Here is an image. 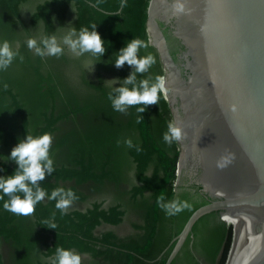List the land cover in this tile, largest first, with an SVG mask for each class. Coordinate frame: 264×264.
Masks as SVG:
<instances>
[{
    "label": "trees",
    "instance_id": "16d2710c",
    "mask_svg": "<svg viewBox=\"0 0 264 264\" xmlns=\"http://www.w3.org/2000/svg\"><path fill=\"white\" fill-rule=\"evenodd\" d=\"M148 3L127 0L122 8L121 0H0V43L9 41L23 57V61L18 56L7 70H0V177L16 170V163L6 160L27 134L37 137L52 133L62 119L81 115L84 127L67 131L52 145L55 172L41 182V187L49 195L58 187L71 189L77 200L84 201L88 194L79 185L92 181L114 197L108 205L103 199H95L85 208H69L65 215L56 209L55 201L46 197L31 216L5 210L8 197H4L0 200V235L12 241L20 264H51L57 247L80 255L89 252L95 264H165L172 250V216H167L157 203L160 197L172 201L176 186L168 177L180 153L179 142L169 146L163 140L169 122H173L165 93H161L159 104L149 106L145 113H138L135 106L121 113L108 99L116 86L86 80L92 83L95 94L82 101L68 88L61 67L67 60L66 46L62 45L63 55L42 58L26 43L36 38L39 44L42 36L52 35L59 41L72 28L77 32L84 27L92 30L91 25L96 24L108 51L103 57L85 54L81 58L93 60L100 72L117 75L122 84L132 68H116L114 60L128 41L143 40ZM149 54L156 63L149 72L138 75V80L155 81L157 76L165 75L161 59L147 48L140 49L141 57ZM4 84L8 85L6 90ZM61 93L68 100L57 110ZM126 139L142 151L129 148ZM60 154L62 161L56 159ZM71 180L73 183H67ZM131 209H141L143 215L142 222L135 221L134 232H96L101 223L122 222ZM53 213L57 228L43 226L42 222L51 219ZM26 222H36L45 235L38 236ZM170 264H176L175 258Z\"/></svg>",
    "mask_w": 264,
    "mask_h": 264
},
{
    "label": "water",
    "instance_id": "95a60500",
    "mask_svg": "<svg viewBox=\"0 0 264 264\" xmlns=\"http://www.w3.org/2000/svg\"><path fill=\"white\" fill-rule=\"evenodd\" d=\"M143 40L185 134L165 264H264V0H149Z\"/></svg>",
    "mask_w": 264,
    "mask_h": 264
},
{
    "label": "clouds",
    "instance_id": "9594fccd",
    "mask_svg": "<svg viewBox=\"0 0 264 264\" xmlns=\"http://www.w3.org/2000/svg\"><path fill=\"white\" fill-rule=\"evenodd\" d=\"M126 6L127 0H121V7ZM173 7L178 12L183 11L182 4L177 3ZM53 22H55V17H53ZM91 29L84 27L77 32L75 28H72L59 41L55 35H52L42 36L39 44L36 38H29L26 43L29 50H34L35 54L42 58L63 55V46H67L78 57L85 54L103 57L108 51L104 47L105 40L97 31L96 24H92ZM147 47L148 44L143 40L133 38L118 51L114 60L115 67L123 68L128 65L132 71L129 76L122 79L123 83L119 87H113L108 94V99L115 111L126 113L129 107L135 106L138 113H145L149 106L159 104L160 95L165 91L164 77L157 76L155 81L149 78L137 79L138 75L149 72L156 63V58L151 54L143 57L139 55L140 49ZM18 56V50H14L9 41L5 40L0 43V70H7ZM19 58L23 61L22 56ZM95 64L92 65L90 72L94 70ZM88 66L89 62L85 61V67ZM4 88L6 90L8 85L4 84ZM139 121L140 117L137 118L138 123ZM184 136L180 126L175 122H169L163 140L171 146L173 142L184 139ZM52 143L53 138L50 133H44L37 137L27 134L26 138L21 139L12 149L6 161L15 162L17 168L12 175L0 177V200L8 197L3 205L5 210L16 215L31 216L34 215L36 206L47 197L49 200L55 201L56 209L65 215L73 202L78 199L76 193L71 189L66 190L63 187H58L52 190L49 195L41 187V182L55 172L54 161L50 156ZM124 143L129 148L136 147L137 152L142 151L139 146L133 144L131 139H126ZM219 166L223 167L224 165L219 164ZM157 203L167 216L178 215L190 207L186 201L179 199L166 201L164 197H160ZM54 220L55 213L51 219L43 221L42 225L56 229L57 224ZM51 264H82V257L71 249L57 247L55 256L51 258Z\"/></svg>",
    "mask_w": 264,
    "mask_h": 264
},
{
    "label": "rangeland",
    "instance_id": "374dc122",
    "mask_svg": "<svg viewBox=\"0 0 264 264\" xmlns=\"http://www.w3.org/2000/svg\"><path fill=\"white\" fill-rule=\"evenodd\" d=\"M67 60L62 63V70L64 72V76L66 77L68 88L72 89L77 95L82 99V101L90 99L95 94V91L92 87V83L87 82L95 81L99 82L102 81L104 85L116 86L119 87L121 80L115 74H112L107 71L100 72L98 67L96 66L95 62L90 58H81L73 54L67 46L65 47ZM85 61L89 62V66L85 67ZM94 70H92V65H94ZM164 79L166 77V73L163 76ZM109 80V81H108ZM67 95L65 93H61L57 100V110H60L67 101ZM173 122L174 116H173ZM84 126L82 124V117L71 115L68 118L62 119L57 123V129L54 132L50 133L53 138L52 145L67 131L71 129H82ZM58 161L64 160L62 154L58 155L56 158ZM67 183H73V181H68ZM92 181L88 182L87 184H80L79 188L86 190L88 194V198L84 201L76 200L73 202L70 208H85L87 205L92 203L95 199H103L105 205L113 202L114 197L109 194L107 190L103 188H98L95 186ZM135 221L142 222L143 215L141 209H131L128 214H126L125 219L118 223V224H111V223H101L96 228L97 233H102L106 230H114L119 235H126L131 232H134V224ZM29 224V227L33 228V231L37 233L38 236H44L42 232H40L39 227L37 226L36 222H26ZM35 235V236H37ZM1 238V252L3 254V263L2 264H20L16 259L15 247L10 240H6L4 236L0 235ZM35 238V237H34ZM82 257V264H95L93 256L89 252H83L81 254Z\"/></svg>",
    "mask_w": 264,
    "mask_h": 264
}]
</instances>
